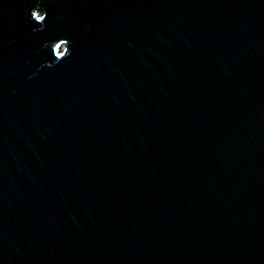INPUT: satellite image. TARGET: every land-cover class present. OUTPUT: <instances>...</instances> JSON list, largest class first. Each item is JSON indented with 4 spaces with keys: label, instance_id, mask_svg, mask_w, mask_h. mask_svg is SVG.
I'll list each match as a JSON object with an SVG mask.
<instances>
[{
    "label": "water",
    "instance_id": "water-1",
    "mask_svg": "<svg viewBox=\"0 0 264 264\" xmlns=\"http://www.w3.org/2000/svg\"><path fill=\"white\" fill-rule=\"evenodd\" d=\"M0 264H264V0H0Z\"/></svg>",
    "mask_w": 264,
    "mask_h": 264
}]
</instances>
